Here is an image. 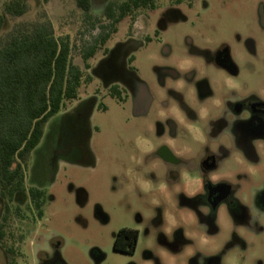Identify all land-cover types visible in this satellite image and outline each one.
Listing matches in <instances>:
<instances>
[{"label":"rangeland","instance_id":"obj_1","mask_svg":"<svg viewBox=\"0 0 264 264\" xmlns=\"http://www.w3.org/2000/svg\"><path fill=\"white\" fill-rule=\"evenodd\" d=\"M261 1L194 0L191 7L186 3L169 7V0H155V10L143 11L139 20L146 25L140 34L151 41L138 39V46L131 51L134 57L131 72L141 82V92L149 100L144 113H135L128 101L120 103L112 98L98 69L100 54L90 60L93 79L81 85L78 99L66 111L61 110L46 123L39 144L30 154L25 185L43 189L45 199L43 217L23 245L28 257L25 264H37L38 255L40 258L54 254L65 264H90L92 250L101 254L99 264H144V245L150 243L141 230L144 216L151 211L152 199L167 195L154 190L162 176L154 169L157 179L154 181L152 167L163 164L156 156V148L162 144L178 151L180 147L178 142H169L166 129L164 134H157V123H164L168 115L174 119L186 117L179 98L196 118L203 106L196 96L190 98L185 88H173L172 77L159 75V71L167 68L180 76L187 68L198 72L195 51H200L206 40L229 41L239 62L242 81L250 89L260 91L264 85L262 56H253L249 70L242 40L234 42L233 35H250L262 42L256 17V5ZM27 4L23 17L7 16L6 27L33 22L45 15L57 37H69L74 44L72 62L82 66L81 43H92L96 28L84 23L81 12L70 0H28ZM171 11L178 14L172 15ZM92 12L98 13L94 8ZM129 27L128 19L119 22L106 46L113 49L121 44L128 36ZM156 31L159 35L154 38ZM124 66L128 67L127 60ZM207 74L217 96L221 93L218 71L208 68ZM159 111L162 117L157 115ZM186 136L183 144L197 153L199 144L192 141V135ZM229 163L230 160L223 162L225 169ZM231 174L236 178L244 172ZM263 181L264 157L253 173V191L261 190ZM137 215L143 219L140 227ZM125 227H137L141 231L138 247L131 255L112 250L114 234ZM255 244L258 248L239 255L238 262L264 264V236Z\"/></svg>","mask_w":264,"mask_h":264},{"label":"flooded vegetation","instance_id":"obj_2","mask_svg":"<svg viewBox=\"0 0 264 264\" xmlns=\"http://www.w3.org/2000/svg\"><path fill=\"white\" fill-rule=\"evenodd\" d=\"M126 1L98 0L95 5V0H89L90 18L85 22L83 12L70 0L81 12L84 23L96 28L94 37L100 34L101 26H107L111 21L104 15L105 11L119 8ZM151 1L152 4L138 7L134 17H124L119 21L128 19L130 22L128 36L121 44L108 48L107 40L96 53L100 54L98 69L107 93L111 86L121 85L125 92L121 94L122 100L118 101H128L137 114L147 110L149 100L146 93L141 92V82L131 72L134 59L131 51L138 46V39L151 41L150 37L140 34L146 24L139 20L143 11L156 9L155 0ZM193 1L169 0L168 6L186 3L191 7ZM93 8L97 14L92 12ZM171 14L178 13L171 11ZM256 17L261 43L250 35H233L234 42L242 40L247 55L245 64L249 70H252L251 59L256 55L262 56L264 66V0L256 5ZM158 35L156 31L154 38ZM231 47L229 41L206 40L200 51L194 50L198 53L196 63L200 71L183 69L181 76L167 68L159 71V75L172 77L173 88H185L187 95L190 98L196 96L203 106L196 118L179 98L186 117L183 119L181 115L174 119L168 115L164 123H157V134H164L166 129L169 142H178L180 147L178 151L162 144L156 148V156L163 164L152 167L154 181L157 180L154 169L162 176L154 190L167 195L152 199L151 211L144 216L142 234L150 239L143 249L144 264H244L238 262L239 255L256 250L258 245L255 243L264 236V181L261 190L253 191L252 188L254 170L264 157V85L260 91H255L242 81L239 62ZM104 48H107L106 54H102ZM126 60L127 68L124 66ZM208 68L218 71L221 93L217 96L207 74ZM172 94L177 93L172 91ZM157 115L162 117L160 111ZM186 134L192 135V141L199 144L197 153L183 144ZM228 160L230 165L225 169L226 163L223 162ZM30 166L29 158L25 178ZM237 171L244 174L234 178L231 173ZM25 178L24 190L15 193L10 201L0 197V264L27 262L23 245L43 217L45 192L41 188L26 186ZM30 188L43 191V197L32 199L28 193ZM136 221L140 227L141 215L136 216ZM140 235L137 227L120 228L114 234L112 250L129 255L135 253ZM91 256L90 264H99L101 254L92 250ZM36 261L37 264H65L55 254L51 257L40 255V258L38 255Z\"/></svg>","mask_w":264,"mask_h":264},{"label":"trees","instance_id":"obj_3","mask_svg":"<svg viewBox=\"0 0 264 264\" xmlns=\"http://www.w3.org/2000/svg\"><path fill=\"white\" fill-rule=\"evenodd\" d=\"M90 18L89 0H73ZM151 0H127L105 11L107 26L80 47L82 66L72 62L74 44L66 35L57 37L45 16L33 22L6 27V16L18 18L27 12V0H4L0 9V197L10 201L24 190L25 171L32 150L39 144L46 123L78 99V90L90 83V60L100 50L115 25L124 17H134L137 8ZM114 5V4H110ZM92 26V24H89ZM107 53L104 48L102 54ZM123 88L108 89L112 98L122 100ZM32 199H41L43 191L28 190Z\"/></svg>","mask_w":264,"mask_h":264}]
</instances>
